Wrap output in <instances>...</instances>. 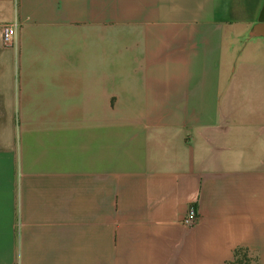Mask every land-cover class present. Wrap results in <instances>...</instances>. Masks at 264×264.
I'll return each instance as SVG.
<instances>
[{"label":"crops","instance_id":"1","mask_svg":"<svg viewBox=\"0 0 264 264\" xmlns=\"http://www.w3.org/2000/svg\"><path fill=\"white\" fill-rule=\"evenodd\" d=\"M261 21L264 0H0V264H264Z\"/></svg>","mask_w":264,"mask_h":264},{"label":"built area","instance_id":"2","mask_svg":"<svg viewBox=\"0 0 264 264\" xmlns=\"http://www.w3.org/2000/svg\"><path fill=\"white\" fill-rule=\"evenodd\" d=\"M18 26L17 23L2 25V40L4 45L11 47L15 44ZM198 219V212L194 207H191L187 215L183 218L182 223L187 227H193L197 224Z\"/></svg>","mask_w":264,"mask_h":264},{"label":"trees","instance_id":"3","mask_svg":"<svg viewBox=\"0 0 264 264\" xmlns=\"http://www.w3.org/2000/svg\"><path fill=\"white\" fill-rule=\"evenodd\" d=\"M228 264H258L257 257L250 250L245 248H237L234 258Z\"/></svg>","mask_w":264,"mask_h":264},{"label":"water","instance_id":"4","mask_svg":"<svg viewBox=\"0 0 264 264\" xmlns=\"http://www.w3.org/2000/svg\"><path fill=\"white\" fill-rule=\"evenodd\" d=\"M255 32H258L264 36V21H261L256 27Z\"/></svg>","mask_w":264,"mask_h":264}]
</instances>
